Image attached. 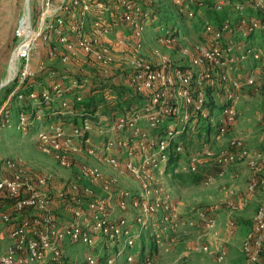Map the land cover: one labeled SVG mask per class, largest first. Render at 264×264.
I'll list each match as a JSON object with an SVG mask.
<instances>
[{
    "label": "built area",
    "instance_id": "2783aa9c",
    "mask_svg": "<svg viewBox=\"0 0 264 264\" xmlns=\"http://www.w3.org/2000/svg\"><path fill=\"white\" fill-rule=\"evenodd\" d=\"M145 1L34 0L30 5L28 0L27 12L23 9L17 17L10 55L14 87L0 106V126L11 128L8 110L12 100L27 99L46 109L55 104L57 110L49 114L18 112L14 128L25 134L33 122L40 123L45 116L74 118L75 123L50 122L39 128L35 143L39 153L59 170L75 172L56 182L44 170L33 172L19 160L0 159V239L6 242L0 264H155V256L142 242L145 236L151 238L150 248L157 250L165 233L196 228L199 232L189 250L220 264L227 258L220 232L226 236L235 232L229 215L243 210L256 190L264 195L263 174L246 185L242 196L225 201L228 213L221 224L214 208L178 212V202L167 194L162 181L166 171L175 168L209 184L245 155L241 143L233 139L227 150L213 152L202 146L185 163L180 159L185 137L205 136L214 143L233 125L235 92L241 84H252L258 68L245 72L241 79L233 72L245 59L258 63L262 55L248 47L240 49L231 38L247 39L264 29V1L208 0L213 12L228 9L235 22L227 17L217 26L204 22L201 41L182 52L186 58L182 66L164 59H140L143 33L155 18L143 7ZM204 1L170 0L188 16L189 6L198 10ZM245 9L259 15L248 16ZM117 21L129 34L111 39ZM170 31L157 27L155 44L172 46L176 37ZM38 49L47 61L73 67L74 74L47 70L44 79L51 81L36 91L29 81L44 71L41 63L32 65ZM84 63L94 70L93 76ZM259 67L264 72L262 63ZM116 71L120 74L114 79ZM124 72L121 85L138 99L137 106L105 113H82L75 108L87 91L99 88L102 103L114 107L117 96L112 85L120 86ZM215 90L222 93V99L219 119L212 124L206 92ZM260 137L264 144V126ZM170 158H176L174 165ZM90 161L124 174L134 184V191L118 190L117 180ZM205 165L213 170L204 169ZM55 204L64 217L59 218L57 210L54 213ZM75 244L94 253L84 252L80 262L70 260L66 250ZM239 254L242 264H264V196Z\"/></svg>",
    "mask_w": 264,
    "mask_h": 264
},
{
    "label": "rangeland",
    "instance_id": "374dc122",
    "mask_svg": "<svg viewBox=\"0 0 264 264\" xmlns=\"http://www.w3.org/2000/svg\"><path fill=\"white\" fill-rule=\"evenodd\" d=\"M33 3L34 0H30V5H33ZM143 7L150 10V14L155 16L146 26V31L143 33L142 37L144 43L140 51V59L149 62H155L156 59H164L173 65L182 66L186 63L185 55L182 52L186 49H191L193 45L201 41L202 25L204 22H217V24H214L217 26L223 16H227L231 22H235L234 14L228 9H224L215 14V12L210 9L211 6L208 0L204 1V6L198 10L189 6L188 9L191 10V16H188L185 11L179 12L178 7L173 5L170 0H146ZM23 9L24 0H0V106L5 96L11 92L14 87V82L11 80L14 73V64L12 60L9 65L10 55L15 43L12 30L17 17L23 12ZM244 12L248 16L257 17L259 15V13L250 9H245ZM115 24L113 28L114 31L113 29L110 31L111 39L115 34L120 36H127L129 34L127 29L120 22L117 21ZM157 27L171 28L176 31V39L172 46L168 47L155 44L154 37L157 35ZM117 31H119V33H116ZM231 39L234 44H238L240 49L248 47L259 50L262 55L258 63L252 61L250 58L245 59L244 62L238 64L236 71L233 72L234 75L239 76L241 79L245 72L251 71L254 68H258V70L253 74L251 85L247 86L241 84L235 92V121L233 125L227 129L225 135L219 139V143L217 145H215V142L209 143L205 136V138H200L196 135L185 137L182 141L183 156L180 157L183 163L187 160L186 158L188 155L197 153L202 146H208L213 152L227 150L228 142L233 139L241 143V148L244 146L248 150L256 149L261 151L264 147L262 140H260V134L264 126V72L259 67L260 63L264 65V29L255 31L252 36L247 39H241L238 35H234ZM240 51L241 50H237L236 52ZM32 59L34 62L41 63L43 67L47 66L46 68H48L49 66L60 72L69 73L70 75L74 74V68L71 66H64L54 62L48 65V63L43 60V54H41L40 49L33 54ZM84 69L87 70L86 68ZM93 73L94 70L92 69L89 75L93 76ZM44 78L46 79L45 74L37 73L29 83L32 85V88L39 91L41 88H46L51 81L49 80L47 83V80ZM131 97L132 99H129L127 106H124L122 101L118 99L119 101L117 102L122 106H117L116 103V106L111 108L107 107L108 109L106 108V111L103 110V112H107L108 110L120 112L130 107L137 106V98L132 95ZM95 99L97 100L98 97H95ZM221 99L222 93L217 90L206 92V107L209 117L212 119V124H216L219 119ZM209 102L211 104L210 106L208 105ZM55 107L56 105L52 104L49 109H46L44 106L33 105L27 99L12 100L8 110L11 128L0 126V159L19 160L33 172L44 170L52 174L56 182L71 178L72 172L59 170L50 158L40 154L36 148V131L39 128L45 127L48 123L54 122L53 117L45 116L40 123L33 122L32 125L28 127L25 134L17 132L14 128L16 114L18 112L30 113L36 110L44 114H49L57 110ZM173 161L176 162V158ZM88 163L100 171H103V173H106V176L114 177L117 180L116 186L118 190L127 192L134 191V184L130 182V179L124 174L115 173L109 167L95 161H90ZM238 168L240 170L239 173L237 171L238 177L236 179V184H242L244 186L246 178L252 177L250 172H253V170L251 166H248L249 170H246L244 167ZM204 169L209 172L213 170L209 165H205ZM172 170H175V172ZM195 177L196 176L186 171H180V169L176 170L175 168L168 169L166 174L162 176L167 194L179 203L178 212L184 214L193 208H214L216 206L214 215L215 213H219L220 217L223 215V219H225V214L228 212L223 210V202L220 203L218 199V190L220 186L218 184H225L222 181L224 178H216L211 183L204 184L200 177L196 178L197 181ZM54 186L57 187L56 184H54ZM256 191L257 192L251 197L252 200L246 204L243 210L229 215L235 225V236L229 251L232 253L230 257L234 258L233 260H236L237 264H242V258L238 256L240 255L238 250L251 227L249 218L254 215L255 210L263 200V193L260 190ZM239 192L238 197L243 195L240 190ZM56 215L59 218L64 217L60 208L57 209ZM196 233V229L187 230L185 232L165 233L162 236L160 247L157 250L153 246L150 248L152 242L151 238L148 236H145L142 242L146 249L155 256V264H213L211 261L212 259L205 257L206 255L191 254V252L188 251L189 248L186 249L190 247L191 242L195 240L197 236ZM5 247V240L0 239V254L4 252ZM66 252L69 259L76 262L81 261L84 252L90 254L94 253L88 251L80 244L68 247ZM183 253H186V255Z\"/></svg>",
    "mask_w": 264,
    "mask_h": 264
},
{
    "label": "crops",
    "instance_id": "0c3cea01",
    "mask_svg": "<svg viewBox=\"0 0 264 264\" xmlns=\"http://www.w3.org/2000/svg\"><path fill=\"white\" fill-rule=\"evenodd\" d=\"M113 31H114V29H113ZM116 33H119V31H117ZM115 36H118V34H115ZM115 36H112V38H114ZM36 64H37V62L36 61L34 62L32 59V65L35 66ZM218 143H219L218 141L215 142V145H217ZM242 150L245 152V155L243 157H241L240 159H238L235 164L229 166L226 170H224L223 174L220 177H218V179L224 178L222 181L225 184H222V183L218 184V185H220L219 190H218V193H219L218 199H219L220 203L223 202V208H224L223 210H226V211H227V209L225 207V201L228 200V198L230 196H233L232 198H235V197L237 198L239 196L238 194L240 193L239 190L244 194L246 185L251 180H258L259 176L264 174V147L260 151V150H256V149L248 150L246 147L243 146ZM250 165H255V167L257 169L256 172H252V171L250 172L252 174L251 175L252 177L251 178L248 177L249 179L246 178V182L244 183L245 184L244 186L242 184L241 185L236 184V181H237L236 179L238 177V173L240 170L238 167H244V168H246V170H249L248 166L250 167ZM237 171H238V173H237ZM216 188H218V187H216ZM256 192L257 191H255V193ZM251 197L248 199V202H250L252 200ZM259 202H261V201H259ZM178 205H179V203H178ZM260 205L261 204H259L258 206H260ZM214 209H216V206L214 207ZM215 215H216V218L218 219V221L221 224H223V222H224L223 215L221 217H220L219 213L218 214L215 213ZM225 215L227 216V214H225ZM226 216H225V218H226ZM251 219H252V217L249 218L250 222H251ZM196 230H198V229L196 228ZM198 232H199V230L197 231L196 234H198ZM234 236H235V234H233L231 236H226L223 234V232H220L221 241H223L225 243L224 244L225 248L227 246V248H226L227 258L224 260V262H222L220 264H237V261L233 260L234 258L230 257V255L232 253H231V251H229V248H231ZM188 248L189 247H187L186 249H188ZM188 251L191 252L189 249H188ZM183 254L186 255V253H183ZM191 254H193V253L191 252ZM203 256H205V255H203ZM238 256L241 257L240 255H238ZM205 257H208V256H205ZM212 263L217 264L213 261H212Z\"/></svg>",
    "mask_w": 264,
    "mask_h": 264
},
{
    "label": "trees",
    "instance_id": "16d2710c",
    "mask_svg": "<svg viewBox=\"0 0 264 264\" xmlns=\"http://www.w3.org/2000/svg\"><path fill=\"white\" fill-rule=\"evenodd\" d=\"M236 1H239V0H236ZM215 14H217V13H215ZM227 17V16H226ZM225 16H223L222 18H221V21L223 20V19H225L226 18ZM212 21V20H211ZM216 21V20H215ZM220 21V20H219ZM220 21V22H221ZM220 22L218 23V25L220 24ZM211 23H213V22H211ZM213 24H217V22L215 23H213ZM160 28V27H159ZM166 27H164L163 29H165ZM167 29H169V30H171L170 32H173V34H172V36H174V37H176L175 36V30H173V29H171V28H167ZM15 41V40H14ZM41 54H43L42 53V51H41ZM43 60L45 61V62H47L48 63V65H51V63H57V64H59L57 61H47L46 59H45V57H44V55H43ZM47 66H44V71L43 72H41V74H45V72L47 71V70H56V69H54L53 67H49L48 66V68H46ZM83 67L84 68H86L87 69V71H91L92 70V68H90V67H88V66H86V64L84 63L83 64ZM89 69V70H88ZM57 71V70H56ZM89 71V72H90ZM120 73L119 72H115L114 74H113V78L114 79H116V76H118ZM124 74H125V72L124 73H122V77H121V80H120V86H114V85H112V90H114L113 91V93H115V95L117 96V101H119L118 99H120L121 101H122V104H124V106H127V104L129 103V99L131 98L132 99V97H131V94H130V92L124 87V86H122L121 84H122V82L123 81H125V76H124ZM114 79H112V80H114ZM100 89V88H99ZM99 89H92V90H89V91H87L85 94H84V96H83V100H82V102L81 103H79V105L78 106H76L75 108L76 109H81V111H82V113H91V112H93L94 110H100V111H102L103 112V110H105L106 111V108L108 107V106H105L102 102V97H101V95H100V90ZM95 97H98V99L96 100L95 99ZM136 102H138V99H136ZM208 105L210 106L211 104H210V102L208 103ZM116 106V105H115ZM117 106H122V105H119V103L117 102ZM108 109V108H107ZM104 111V112H105ZM54 119V122L56 123V122H59V123H61V124H66L67 122H69V121H71V122H73V123H75V119L74 118H69V117H66V116H59V115H56L55 117H53ZM175 158H170V163H175L173 160H174ZM83 161V160H82ZM84 161H86V163H87V160H84ZM72 173L74 172V171H71ZM194 176H196L195 177V180H196V178H198L199 176L198 175H194ZM197 181V180H196ZM58 209V204H57V206H56V204L54 205V213H55V211Z\"/></svg>",
    "mask_w": 264,
    "mask_h": 264
},
{
    "label": "water",
    "instance_id": "95a60500",
    "mask_svg": "<svg viewBox=\"0 0 264 264\" xmlns=\"http://www.w3.org/2000/svg\"><path fill=\"white\" fill-rule=\"evenodd\" d=\"M27 7H28V0H24V10L27 12ZM10 63V59H9Z\"/></svg>",
    "mask_w": 264,
    "mask_h": 264
},
{
    "label": "bare ground",
    "instance_id": "6f19581e",
    "mask_svg": "<svg viewBox=\"0 0 264 264\" xmlns=\"http://www.w3.org/2000/svg\"><path fill=\"white\" fill-rule=\"evenodd\" d=\"M12 63L14 64L13 59H12Z\"/></svg>",
    "mask_w": 264,
    "mask_h": 264
}]
</instances>
